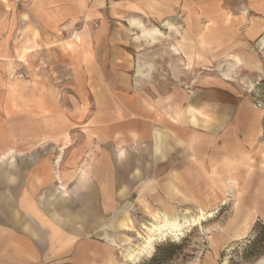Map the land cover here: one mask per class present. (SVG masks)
Wrapping results in <instances>:
<instances>
[{
	"label": "crops",
	"instance_id": "crops-1",
	"mask_svg": "<svg viewBox=\"0 0 264 264\" xmlns=\"http://www.w3.org/2000/svg\"><path fill=\"white\" fill-rule=\"evenodd\" d=\"M263 35L264 0H0V264H121L134 202L208 212L234 187L251 223L261 109L226 78L149 75L194 46L247 60Z\"/></svg>",
	"mask_w": 264,
	"mask_h": 264
},
{
	"label": "rangeland",
	"instance_id": "rangeland-1",
	"mask_svg": "<svg viewBox=\"0 0 264 264\" xmlns=\"http://www.w3.org/2000/svg\"><path fill=\"white\" fill-rule=\"evenodd\" d=\"M161 44L167 46V43ZM252 48L250 53L254 57L247 60L239 56L233 58L208 57L206 59L200 57L198 49L194 46L191 63L187 65L188 70L185 73L179 66L182 64L176 61L174 72L152 73L149 75V81L159 78L161 81L173 80L177 84L191 82L194 85L206 80L229 79L242 88L261 109L264 129V35L255 41ZM145 50L151 59L152 46H146ZM233 188L227 187V193L230 196L217 209L208 211V214L212 213L211 216L208 215L201 224L188 226L179 235L170 234L160 237L155 240L151 254H142L136 256L135 259H127L125 250L128 245L126 244L139 246L142 243L137 233H141L143 237L146 236L141 223L148 221L153 214L150 210L141 209L139 204L132 203L128 209L131 225L123 232L120 240L113 243L122 251L121 264H223L224 262L227 264H263L264 253L259 256L257 254L264 249V202L255 203L257 212L254 220L248 223V219L241 212L242 203L239 199H235L232 193ZM187 209L190 214L199 213V209L195 207L189 208L181 205L170 214L179 211L186 212ZM241 227H244V235L237 233ZM259 238H262L260 242L257 241ZM170 244H175L178 248L173 250L174 253L170 259L164 260V257L172 251Z\"/></svg>",
	"mask_w": 264,
	"mask_h": 264
},
{
	"label": "bare ground",
	"instance_id": "bare-ground-1",
	"mask_svg": "<svg viewBox=\"0 0 264 264\" xmlns=\"http://www.w3.org/2000/svg\"><path fill=\"white\" fill-rule=\"evenodd\" d=\"M133 23L142 27V34L145 36V38L149 37L150 39L154 40L155 34H159L161 36L164 35L163 32L157 27L149 29L143 27L140 22L134 21ZM166 25L170 29H175L176 31L179 29L177 25L170 21H167ZM211 214L212 213L208 214L204 208H200L199 213L196 215L190 214L188 209L186 212L179 211L175 212L174 214H170L162 210L155 211L148 221L141 223V227L145 230L146 236L143 237V235L138 232L137 237L142 239V243L139 246L126 244L128 245V248L125 250V256L127 259H135V257L138 255L147 253L151 254V252L154 250L155 240L170 234L179 235V233H181V231L186 227L201 224L202 221L206 220L207 216H211ZM223 264H227V262H224Z\"/></svg>",
	"mask_w": 264,
	"mask_h": 264
},
{
	"label": "trees",
	"instance_id": "trees-1",
	"mask_svg": "<svg viewBox=\"0 0 264 264\" xmlns=\"http://www.w3.org/2000/svg\"><path fill=\"white\" fill-rule=\"evenodd\" d=\"M263 228H264V226H263ZM263 236H264V234H263ZM262 240V238H259V239H257V241H261ZM256 243V242H255ZM169 247L172 249V251H171V253H168V255H166V257H164V260H167V259H170L173 255V253H174V251H175V249H177L178 248V246L177 245H175V244H170L169 245ZM161 249V248H160ZM174 250V251H173ZM264 253V249L259 253V254H257V256H259V255H262ZM156 256V255H155ZM155 256H153V258H155Z\"/></svg>",
	"mask_w": 264,
	"mask_h": 264
},
{
	"label": "built area",
	"instance_id": "built-area-1",
	"mask_svg": "<svg viewBox=\"0 0 264 264\" xmlns=\"http://www.w3.org/2000/svg\"><path fill=\"white\" fill-rule=\"evenodd\" d=\"M88 1L90 2L91 0H88ZM76 33H77V31H72V32L70 33V36L73 37L74 39H76V38H77V37H76ZM76 40H80V39H76ZM18 76H19V77H23V73H19Z\"/></svg>",
	"mask_w": 264,
	"mask_h": 264
}]
</instances>
